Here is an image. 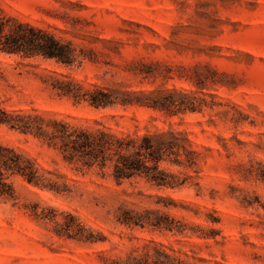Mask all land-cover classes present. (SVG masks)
Wrapping results in <instances>:
<instances>
[{"label":"rangeland","instance_id":"374dc122","mask_svg":"<svg viewBox=\"0 0 264 264\" xmlns=\"http://www.w3.org/2000/svg\"><path fill=\"white\" fill-rule=\"evenodd\" d=\"M0 7L71 40L82 58L66 66L0 52V107L79 125L97 120L124 132L171 126L187 131L200 152L198 165L183 170L189 177L181 187L158 188L143 177L118 183L0 125V143L63 174L70 188L56 194L14 179V197L0 198V264H107L101 257H122L150 241L190 258L192 249L204 264H264V0H0ZM42 69L84 86L176 88L204 97L206 105L172 116L143 106L96 109L57 96L32 74ZM138 192L169 195L176 201L170 213L204 230L179 235L115 224V208L141 198ZM35 206L55 209L56 221L71 212L106 240L85 245L58 236L53 221L34 215ZM211 226L215 239L198 237Z\"/></svg>","mask_w":264,"mask_h":264},{"label":"trees","instance_id":"16d2710c","mask_svg":"<svg viewBox=\"0 0 264 264\" xmlns=\"http://www.w3.org/2000/svg\"><path fill=\"white\" fill-rule=\"evenodd\" d=\"M0 52L18 55L22 59H52L66 66L82 61V58L79 59L81 54L71 40L58 37L47 28L9 15L1 7ZM32 74L57 96L71 98L76 103L85 101L96 109L143 106L172 116L187 111L200 112L203 105H206L204 97L176 88L145 91L98 84L84 86L72 78L47 69L33 71ZM234 110L239 112L235 107ZM216 114L226 116L228 111H217ZM109 116L116 117L114 114ZM229 118L234 123L238 121L232 115ZM0 125L33 136L41 144L56 151L64 162L76 168H96L118 183L125 179L143 177L158 188L181 187L189 177L183 170L197 166L200 154L193 147L187 131L171 126L146 129L141 133L124 132L97 120L94 125H79L62 118L45 116L36 110H7L2 107ZM174 167L179 169L175 170ZM261 176L264 180L263 174ZM17 177L56 194L70 192L63 174L45 168L36 158L16 147L0 143V198L14 197V179ZM136 195L141 198L130 202L122 201L115 208V224L130 229L150 227L179 235H186L187 229L204 230L197 224L190 225L171 214L169 210L176 206V201L169 195L142 192ZM144 198L152 199V204L145 205ZM36 207L33 209L34 215L39 219L53 221L54 232L58 236L85 245L106 240L102 231L82 223L71 212H64L62 220L56 221L55 209L37 211ZM207 230L209 234H198V237L215 239L218 229L211 226ZM189 251L193 253L191 258L185 250L179 248L169 252L162 244L150 241L132 248L122 257L101 259L107 264H204L203 258L194 256L192 249ZM99 254L101 256L102 253Z\"/></svg>","mask_w":264,"mask_h":264}]
</instances>
